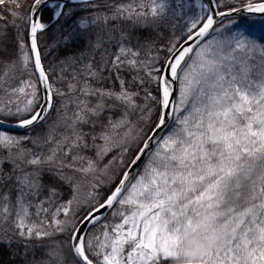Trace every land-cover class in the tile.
I'll list each match as a JSON object with an SVG mask.
<instances>
[{
    "label": "snow or ice",
    "instance_id": "6c2138e0",
    "mask_svg": "<svg viewBox=\"0 0 264 264\" xmlns=\"http://www.w3.org/2000/svg\"><path fill=\"white\" fill-rule=\"evenodd\" d=\"M201 231L195 264H264V0H0V264Z\"/></svg>",
    "mask_w": 264,
    "mask_h": 264
},
{
    "label": "clouds",
    "instance_id": "9594fccd",
    "mask_svg": "<svg viewBox=\"0 0 264 264\" xmlns=\"http://www.w3.org/2000/svg\"><path fill=\"white\" fill-rule=\"evenodd\" d=\"M215 243V235L209 231L205 234L203 231L197 233H191L182 237L180 244V255L186 256L193 261L205 252L212 244ZM178 264H185L183 260L178 261Z\"/></svg>",
    "mask_w": 264,
    "mask_h": 264
},
{
    "label": "trees",
    "instance_id": "16d2710c",
    "mask_svg": "<svg viewBox=\"0 0 264 264\" xmlns=\"http://www.w3.org/2000/svg\"><path fill=\"white\" fill-rule=\"evenodd\" d=\"M10 18V17H9ZM9 31L11 32L12 29H9ZM46 43V41H43L42 40V46ZM51 59V57H48L46 60H45V63H48V61Z\"/></svg>",
    "mask_w": 264,
    "mask_h": 264
}]
</instances>
